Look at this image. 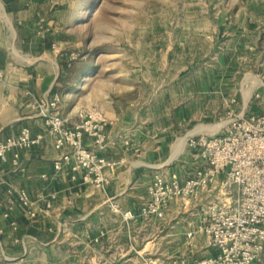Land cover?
<instances>
[{
    "label": "rangeland",
    "instance_id": "374dc122",
    "mask_svg": "<svg viewBox=\"0 0 264 264\" xmlns=\"http://www.w3.org/2000/svg\"><path fill=\"white\" fill-rule=\"evenodd\" d=\"M58 5L66 22L72 18L74 31L61 88L65 104L122 118L123 134L145 159L150 155L153 166L173 157L187 133L224 126L231 109L264 111V0H59ZM175 107L186 111L179 126L171 118ZM178 156L150 169L151 181L157 173L192 175L198 165L194 151L183 145ZM211 192L172 200L163 219L146 220L150 229L145 237L135 233L138 243L133 252L129 248L127 264H186L213 255L197 229V208L217 191ZM189 230L196 235L191 243Z\"/></svg>",
    "mask_w": 264,
    "mask_h": 264
},
{
    "label": "crops",
    "instance_id": "0c3cea01",
    "mask_svg": "<svg viewBox=\"0 0 264 264\" xmlns=\"http://www.w3.org/2000/svg\"><path fill=\"white\" fill-rule=\"evenodd\" d=\"M58 4L0 0V141L23 127L45 134L39 103L54 96L60 98L62 115L75 120L77 107L67 106L61 92L74 45L73 23L72 18L66 22ZM231 113L247 114L231 109L228 118ZM103 114L111 124L100 156L113 163L104 169V190L83 183L71 166L55 170L63 152L53 149L47 135L40 144L19 151L17 167L12 153L0 162V264H127L129 248L133 252L138 243L135 233L145 237L150 228L146 219L125 221L120 212H138L148 201L150 169L178 160L183 147L153 166L150 155L145 159L146 153L123 134V119ZM185 115L184 108L175 107L171 118L179 126ZM222 127L214 132L198 127L195 134H213ZM195 134L181 138L184 147Z\"/></svg>",
    "mask_w": 264,
    "mask_h": 264
},
{
    "label": "built area",
    "instance_id": "2783aa9c",
    "mask_svg": "<svg viewBox=\"0 0 264 264\" xmlns=\"http://www.w3.org/2000/svg\"><path fill=\"white\" fill-rule=\"evenodd\" d=\"M39 108L45 134H33L23 127L17 134L2 139L0 162L12 153V164L17 167L19 151L40 144L47 135L53 149L63 152L54 163L55 170L62 165L71 166L73 172L81 173L83 183L104 190V169L111 168L113 163L100 154L111 122L97 107L77 109L75 120L71 121L62 115L58 96L42 100ZM187 145L194 151L198 164L192 175L179 178L157 173L146 189L148 201L137 213L120 212L121 218L163 219L168 202L188 201L201 192L216 190L214 196L205 195L197 208L198 232L214 254L186 264H264V111L231 113L216 133L192 135ZM20 199L28 205L24 195ZM112 208L118 211L116 206ZM186 238L193 242L195 232L187 231ZM147 264L176 263L162 260Z\"/></svg>",
    "mask_w": 264,
    "mask_h": 264
},
{
    "label": "bare ground",
    "instance_id": "6f19581e",
    "mask_svg": "<svg viewBox=\"0 0 264 264\" xmlns=\"http://www.w3.org/2000/svg\"><path fill=\"white\" fill-rule=\"evenodd\" d=\"M222 125H223V124H218V125L216 126V128H215L214 131H216V130H217L218 128H220ZM182 147H183V141L180 142V146L178 147V150H177V151H178V152L181 151Z\"/></svg>",
    "mask_w": 264,
    "mask_h": 264
}]
</instances>
